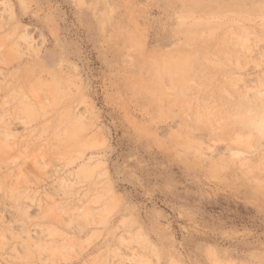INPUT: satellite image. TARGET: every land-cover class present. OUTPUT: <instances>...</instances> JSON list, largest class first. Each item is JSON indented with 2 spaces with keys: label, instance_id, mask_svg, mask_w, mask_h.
<instances>
[{
  "label": "rangeland",
  "instance_id": "obj_1",
  "mask_svg": "<svg viewBox=\"0 0 264 264\" xmlns=\"http://www.w3.org/2000/svg\"><path fill=\"white\" fill-rule=\"evenodd\" d=\"M0 264H264V0H0Z\"/></svg>",
  "mask_w": 264,
  "mask_h": 264
}]
</instances>
